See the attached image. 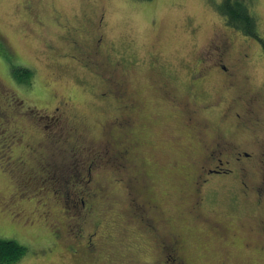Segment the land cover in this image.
<instances>
[{
    "label": "rangeland",
    "instance_id": "obj_1",
    "mask_svg": "<svg viewBox=\"0 0 264 264\" xmlns=\"http://www.w3.org/2000/svg\"><path fill=\"white\" fill-rule=\"evenodd\" d=\"M221 2L0 0L1 93L7 91L15 96L14 104L34 109L36 131L26 130L24 143L34 147L40 142L47 144L43 134L51 137L48 145L57 152L50 160L54 162L51 168L42 170L43 178L32 183L16 171L14 158H9L11 153L5 145L0 148L11 163L7 171L12 176L8 177L0 160V239L15 240L28 249L17 264H130L155 260L157 243L126 211L134 197L158 207L168 221L166 226L184 237L189 257L198 262L264 264V240L256 231L244 228L256 222L260 211L238 189L230 190L227 183L219 181L221 187L211 192L201 213L221 221V233L194 222L197 214L193 213L192 177L203 156L188 119L195 114L198 120L210 119L211 124L219 125L233 90L243 79L244 91L259 98L264 120V49L259 41L227 25L218 11ZM252 11L264 37V0H254ZM99 35L103 39L98 44ZM224 36L230 43L225 61L237 69L236 87L228 89L224 73L212 74L213 78L201 86L192 85V73L200 66V59ZM75 39L85 48H98L97 68H87L73 57L80 59ZM23 69L31 73L29 84L16 78ZM114 82L123 86L121 100L103 96L107 85ZM1 93L0 104L4 105ZM170 97H175L180 106L186 105L187 111H178ZM61 99L69 103L65 126L44 117ZM218 101L220 104H210L212 111H203L202 107L209 104L202 102ZM130 102L136 103L135 108L123 110L122 106ZM115 117L130 118L131 127H116L112 132L111 128L105 129ZM70 127L78 131V141ZM4 130L0 124V131ZM113 138L121 145L126 141L133 145V163L139 165L136 169L140 173L129 163H122L127 169L120 170L116 164V181L112 179L116 161L107 158L104 146ZM1 142L0 146L6 144ZM18 151L13 156L19 155ZM82 177L86 182L90 177V187L100 190L94 200L93 223L98 224L100 235L96 255L72 243L66 233L67 226L74 229L76 222V217L69 218L73 222L64 214L76 205L68 194L75 184L66 181H80ZM11 192L21 193L22 199L4 200ZM15 203L28 212L39 210L36 212L43 215L48 228L40 222L34 228H23L22 223L29 221L28 212L19 222L14 220L19 218L12 221L8 211L21 217ZM133 207L142 212L140 204ZM55 228L63 233L51 244ZM70 245L78 247V253H72Z\"/></svg>",
    "mask_w": 264,
    "mask_h": 264
},
{
    "label": "flooded vegetation",
    "instance_id": "obj_2",
    "mask_svg": "<svg viewBox=\"0 0 264 264\" xmlns=\"http://www.w3.org/2000/svg\"><path fill=\"white\" fill-rule=\"evenodd\" d=\"M217 37L220 38V35ZM102 39V35H99L97 43L99 44ZM73 42L76 46L75 48H77L76 51L80 59H78L77 56L73 57L79 62H82L87 68H97L99 66L97 60L99 56L98 48H95V46H92L93 49L85 48L76 39ZM229 49L230 43L227 36H224V39L221 40L219 44L210 45L207 52L204 53L205 56L200 59V66L192 73V85L201 86L210 79L212 74L224 73L227 78L225 82L226 86L228 89H231V87L234 89L236 87V78L238 74L237 69L235 70L233 66L231 67L228 62L225 61ZM106 80L107 79H105V81ZM108 85V89L103 95L105 98L108 99L113 97V99H123V94L121 92L123 86L121 83L114 82ZM242 85L243 79L240 85L233 90L234 94L230 96V105L223 113L219 125L214 126V124H211L213 122H211L210 119L203 121L198 120L195 114L191 115L188 119V124L192 127V130H195L203 156L202 161L192 177V181L194 180L193 188L195 193L193 213L197 214L194 217V222L195 224L198 223L207 227L214 233L222 232L224 224L221 221L214 220L210 217H204L201 214L209 203L210 195H213L211 192L221 187L218 182L222 181L221 183L223 184L227 183L225 186L230 190H234L235 188L238 189L239 194H241L246 201L249 202L253 200L256 205L255 209L260 211V213H258L256 222L244 228L249 231H256L259 237L264 240V120L258 108L259 98L256 95H248L244 91ZM1 94L6 102L4 105L0 104V124L5 128L4 131H0V142L4 140L6 144H1L0 148H2V145H5V148L9 152L11 151V153L13 152V148H15L14 152L19 149V155H12L14 158L12 161H15V168L19 172H22L21 174L23 177L27 180H31L32 176H35L37 172L41 171V162H44L45 165H49L50 145H48V143H50L51 137L47 136V138H45L42 134V140H48L47 144L40 142L36 147L25 144L24 138L27 132L26 130L36 131L33 125V118H35V116H32L34 109L30 108L28 105L14 104L15 96L7 91H3ZM168 99H170L169 101L171 104L176 105L175 108H178V111H187V106L181 105V107L175 97H170ZM220 102L221 101L217 103L202 102V104H209L203 106L202 109L205 112H210L214 109L213 105L210 104H220ZM68 104L69 103L64 99L59 100L58 106L54 108L51 114L45 113L44 117L49 121L52 120V122L53 120L54 122L57 121V123L61 125L66 124V122H68L66 116V111L68 112L69 109ZM135 104V102H130L129 105H123V110L134 109ZM11 115H13V118ZM15 119L18 121L16 122ZM122 120L126 124H129L127 118L120 119L115 117L109 122V125H105L107 126L105 129L120 125ZM129 125H131V123ZM71 129L73 128L70 127V130ZM71 131L73 138L78 141L80 139L78 138V131L74 129ZM246 133L250 136H243V134ZM81 144L82 143L79 144L80 148L82 147ZM42 150L43 153L40 152ZM126 150L127 148L124 145L116 143V153ZM81 157L83 156L81 155ZM39 160H41V162H39ZM48 174L51 175V173ZM48 174L47 177H49ZM90 184H93L92 179H88L86 194L79 200L81 209H83L78 219L83 221H85L84 219L88 220L85 225L93 222V217L96 213L94 200L97 198L98 191H100L97 187H90ZM13 196H17V192L15 195L11 192L8 198L4 197L3 199L10 201L14 198ZM234 197L237 198L236 195H234ZM136 200V198H132V202H137ZM17 201H20V199ZM15 204L20 210L19 213L21 217L14 215L12 211H8V206L5 205L6 211H8L7 216H12V221L14 218H19L14 219L19 222L24 216H27L28 211L23 205H20V203ZM135 204H138V202ZM140 208L144 212V217L135 213L137 209L131 207L129 203L126 205L128 215L138 220L146 232L151 235L157 243L158 256L151 262H132L130 264H204L198 262L193 257H189L184 237L180 235V233L175 234L178 232L174 230H169L170 227L166 226L168 221L164 215L159 212L156 205L141 203ZM36 211L39 212V210ZM36 211L28 212L32 214H30L31 216L28 214L29 221L25 220L22 223L23 228H34L37 222H40V224L44 223L46 227L48 226V223L45 222L46 219L42 217L43 215ZM85 225L80 223L79 220L74 224V229L70 228L68 225L66 233L68 237L70 236L69 240L72 243L76 242L75 245L79 244L84 246L89 253L96 255L98 253V241L100 238L96 227L98 224L94 226L95 223H91L92 228L90 230H85ZM53 228L54 226L52 229ZM54 232L58 234V236L63 233V231L58 228H55ZM69 248L72 253H78V247L70 245ZM168 252H170V254Z\"/></svg>",
    "mask_w": 264,
    "mask_h": 264
},
{
    "label": "trees",
    "instance_id": "obj_3",
    "mask_svg": "<svg viewBox=\"0 0 264 264\" xmlns=\"http://www.w3.org/2000/svg\"><path fill=\"white\" fill-rule=\"evenodd\" d=\"M136 1H150V0H136ZM253 5H254V0H222L221 4H219V6H218V11L225 18V21H226L228 26L239 30L246 37H250V38H253V39L259 41L261 43V46L264 49V37H262L261 34H260L257 17L254 14V11H252L253 10ZM21 73H22V75H19V76L16 77L18 79V81H25L26 83H27V81H30V78H31V76H30L31 73L30 72H28L26 69H23V71H21ZM27 84H29V83H27ZM127 119L129 120V124L131 123V125H132V120L129 119V118H127ZM129 124H126L122 120L120 122V125L113 126L110 129V131L111 132L112 131H116V127H117V129H128L129 127H131V125H129ZM107 130L109 131V129H107ZM107 143H108L107 146H104L107 149L106 151H104V154H107V156H108L107 158L109 160H111L112 162H113V160L116 161V162H114L115 165H114V167L112 169L113 174L110 175L113 180L116 181V164H117L118 170H120V168L121 169L122 168L127 169L126 167H123V166H124V164L129 163L130 165H128V166H131L132 167L131 169H133L137 173H140L139 170L136 169V167L138 168L139 165H136V164L133 163V162H135L133 160V157H132V153H133V149L134 148H133V145L131 143L126 141L124 143L125 145L124 144L123 145L127 148V150L126 151L117 152V153H116V139L115 138L110 139ZM14 150H15V148H13V152L12 153L10 151L11 154H9L10 155L9 158L10 157L12 158L11 155H13ZM2 152H5V151H2ZM40 152L43 153V150L40 151ZM49 154H50V159H49V163H48L49 165H45L44 162H41V160H39V162H41V171L37 172V174H35V176H32L31 180H27L25 177H23V175L21 174L22 172H19L17 169H16V171L19 172V174L24 178L25 181L32 182L34 180H36V181L39 180L40 177H43L42 169H44L45 167L51 168V166L54 164V162L51 163L50 160L54 159V156L57 154V152L56 151L54 152V151L50 150ZM0 160L3 162V169L6 170V171L4 170L5 173L8 175V177L12 178V176H9V171H7L10 168V162L8 161V158H6L5 155L2 154L1 152H0ZM122 163H124V164H122ZM107 164H108V161H107ZM11 182L14 183L13 185L17 189H20L18 187V184L15 181L11 180ZM66 182L68 184H71V183L75 184L74 188H71L70 185H69L70 192H68V194L70 193V196H71L70 199L71 200H75V202H76L75 204L76 205L73 207V210L71 209V212L67 211L64 214L66 215V218L68 220L73 221V220H71L69 218L70 217H76L74 219L76 222L80 220V223H83L85 225V223L88 220L84 219L85 221H83L81 219H78V217L81 216V212H82V209H83V208L81 209V203L79 202V200H80L81 197H84V195L86 194V191L88 189L87 188V182L84 180L83 177L81 178L80 181H73V180L68 179ZM18 192H19V190H18ZM14 195H15V193H14ZM134 198L137 199V202L140 205H141V203H148V201H145L144 199L141 200V198H139V197H134ZM14 199L15 200H18V199L21 200L22 199V194L21 193H17V196H15ZM132 204L134 206L135 202L129 203V205L131 207H133ZM133 208L137 209V207H133ZM138 208L140 209V207H138ZM135 213H137L141 217H144L143 210H142V212H140L137 209V210H135ZM75 221H73V222H75ZM76 222H75V224H76ZM91 223H93V222H91ZM91 223L88 224V225H85L84 229L85 230L86 229L90 230L91 229ZM94 226H96V223H95ZM14 227H16V226H14ZM57 237H58V234H55V232H54L53 241H49V243L55 244V242H56L55 239ZM27 250L28 249L25 246L19 244L15 240H3V239H0V264H17L24 257V255L26 254Z\"/></svg>",
    "mask_w": 264,
    "mask_h": 264
}]
</instances>
